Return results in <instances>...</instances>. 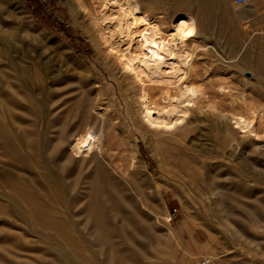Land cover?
<instances>
[{"label":"rangeland","instance_id":"rangeland-1","mask_svg":"<svg viewBox=\"0 0 264 264\" xmlns=\"http://www.w3.org/2000/svg\"><path fill=\"white\" fill-rule=\"evenodd\" d=\"M137 2L197 21L203 94L177 128L143 118L91 3L0 0V264H264V119H233L264 109V2ZM86 134L101 152L78 157Z\"/></svg>","mask_w":264,"mask_h":264},{"label":"bare ground","instance_id":"bare-ground-1","mask_svg":"<svg viewBox=\"0 0 264 264\" xmlns=\"http://www.w3.org/2000/svg\"><path fill=\"white\" fill-rule=\"evenodd\" d=\"M85 1L91 3L95 11L96 21L100 26L97 44H103L105 49L114 54L122 69L131 74V77L139 83L140 103L142 105L143 118L146 122L149 125L163 129L177 128L179 125L185 123L191 105L195 104L203 94V89L201 87L190 84L185 80L187 70L191 71L193 69L192 65H190V60L195 47L194 39L197 35L196 18L187 15H179L172 20L171 26L166 28L163 18L150 16L147 11L148 9H141L137 0ZM20 68V80L22 85L26 86L30 79L29 73L26 67L22 66ZM156 86H164L161 96H157L153 93V89ZM171 87H176V93H172L168 89ZM263 110L256 111L252 109L250 111L252 115L251 118H249L250 115L247 117L246 114H234V123L237 127L247 132V129L252 127L253 118L259 117V121L260 119L261 121L264 119ZM0 131L4 144L7 147L14 148V140L10 138L4 130L1 129ZM70 147H72V153L78 157L84 156L93 150L98 153L101 152L99 138H96L92 143L89 134L85 136H76L75 141L70 142ZM72 156L73 155H71V158ZM87 157L88 156L85 158ZM97 205L98 204H96V206ZM101 212L99 216H101ZM261 219L264 220L263 217H261ZM259 227L260 226L257 224L256 228ZM119 234H121V232ZM125 254L127 255V253ZM132 256L135 255L132 254L131 257ZM115 257H117L116 254ZM129 259L130 258L127 260ZM131 260L132 259H130L129 262ZM133 261L134 260H132L131 263H135ZM80 263L83 264V261Z\"/></svg>","mask_w":264,"mask_h":264},{"label":"built area","instance_id":"built-area-1","mask_svg":"<svg viewBox=\"0 0 264 264\" xmlns=\"http://www.w3.org/2000/svg\"><path fill=\"white\" fill-rule=\"evenodd\" d=\"M253 0H235V3L238 5V6H245V5H248L252 2ZM264 2V0H261ZM205 264V263H204Z\"/></svg>","mask_w":264,"mask_h":264},{"label":"crops","instance_id":"crops-1","mask_svg":"<svg viewBox=\"0 0 264 264\" xmlns=\"http://www.w3.org/2000/svg\"><path fill=\"white\" fill-rule=\"evenodd\" d=\"M261 2V0H255V4Z\"/></svg>","mask_w":264,"mask_h":264}]
</instances>
